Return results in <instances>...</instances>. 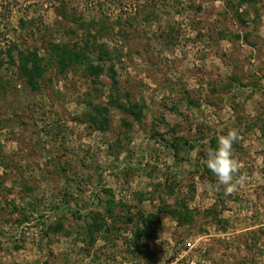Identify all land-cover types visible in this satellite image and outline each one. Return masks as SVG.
Listing matches in <instances>:
<instances>
[{
  "label": "rangeland",
  "instance_id": "rangeland-1",
  "mask_svg": "<svg viewBox=\"0 0 264 264\" xmlns=\"http://www.w3.org/2000/svg\"><path fill=\"white\" fill-rule=\"evenodd\" d=\"M0 264H264V0H0Z\"/></svg>",
  "mask_w": 264,
  "mask_h": 264
},
{
  "label": "clouds",
  "instance_id": "clouds-1",
  "mask_svg": "<svg viewBox=\"0 0 264 264\" xmlns=\"http://www.w3.org/2000/svg\"><path fill=\"white\" fill-rule=\"evenodd\" d=\"M238 138L237 131L230 130L219 135L216 146L208 149L204 163L217 181L215 186L208 185L211 190H219V186L222 185L226 194H231L246 183L248 176L240 172L242 165L234 155L233 145Z\"/></svg>",
  "mask_w": 264,
  "mask_h": 264
},
{
  "label": "trees",
  "instance_id": "trees-1",
  "mask_svg": "<svg viewBox=\"0 0 264 264\" xmlns=\"http://www.w3.org/2000/svg\"><path fill=\"white\" fill-rule=\"evenodd\" d=\"M94 47V46H93ZM101 48V47H98ZM54 51H56V55L58 57V63H59V67H67L68 65H74L78 62H86L88 63V66L86 67V70H88L89 75L91 76H97L99 73H101L103 70L99 67L93 66L91 65V63H89L87 61V53L90 52V48L89 46H87L85 43L83 45V48L80 49L75 48V49H69L68 47H61V48H53ZM100 50V54L101 56L98 58L99 62H102L104 60H109V55L107 54V52L104 49H99ZM112 81H114L112 79ZM115 105L117 108H119L120 110L124 109H128V107H124L122 104H119L117 102H115ZM130 108V107H129ZM134 113V112H133ZM99 116V114H98ZM136 118H139L138 116H136ZM106 120L105 119H101L100 123L102 125H106Z\"/></svg>",
  "mask_w": 264,
  "mask_h": 264
}]
</instances>
